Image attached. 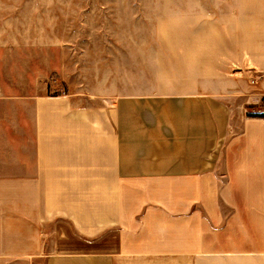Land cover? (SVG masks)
<instances>
[{
  "label": "crops",
  "instance_id": "1",
  "mask_svg": "<svg viewBox=\"0 0 264 264\" xmlns=\"http://www.w3.org/2000/svg\"><path fill=\"white\" fill-rule=\"evenodd\" d=\"M233 1L118 93L0 85V264H264V0Z\"/></svg>",
  "mask_w": 264,
  "mask_h": 264
},
{
  "label": "rangeland",
  "instance_id": "2",
  "mask_svg": "<svg viewBox=\"0 0 264 264\" xmlns=\"http://www.w3.org/2000/svg\"><path fill=\"white\" fill-rule=\"evenodd\" d=\"M237 6L233 0H0V85L36 81L44 93L104 95L112 79L118 93L127 65L142 55L141 43L211 30L217 25L209 28L203 17Z\"/></svg>",
  "mask_w": 264,
  "mask_h": 264
},
{
  "label": "built area",
  "instance_id": "3",
  "mask_svg": "<svg viewBox=\"0 0 264 264\" xmlns=\"http://www.w3.org/2000/svg\"><path fill=\"white\" fill-rule=\"evenodd\" d=\"M260 113L261 114H264V103H262V105L260 106Z\"/></svg>",
  "mask_w": 264,
  "mask_h": 264
}]
</instances>
